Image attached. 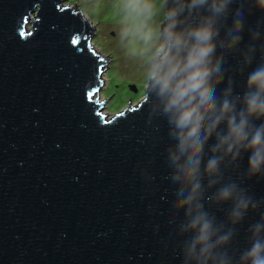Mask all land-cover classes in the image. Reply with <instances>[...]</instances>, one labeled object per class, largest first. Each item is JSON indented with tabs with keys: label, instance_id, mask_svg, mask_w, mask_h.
Here are the masks:
<instances>
[{
	"label": "water",
	"instance_id": "95a60500",
	"mask_svg": "<svg viewBox=\"0 0 264 264\" xmlns=\"http://www.w3.org/2000/svg\"><path fill=\"white\" fill-rule=\"evenodd\" d=\"M64 2L0 0V264H181L174 249L184 212L173 207L167 121L149 124L144 100L136 107L129 100L113 117L103 113L107 60L92 47L96 27ZM257 23L264 13L252 8L240 51L218 49L226 63L217 95L230 80L242 95L248 72L264 61L261 40L241 70L247 29ZM247 167L244 155L225 179L243 178L241 186L264 199V179L245 175ZM230 207L205 202L218 222ZM261 211L249 210L236 226L235 249L249 245Z\"/></svg>",
	"mask_w": 264,
	"mask_h": 264
},
{
	"label": "clouds",
	"instance_id": "9594fccd",
	"mask_svg": "<svg viewBox=\"0 0 264 264\" xmlns=\"http://www.w3.org/2000/svg\"><path fill=\"white\" fill-rule=\"evenodd\" d=\"M252 8L264 13V0H87L82 10L86 21L104 18L116 26L123 53L143 80L148 123L167 121L174 141L167 147L173 207L184 212L174 249L181 264H264V211L248 228L249 245L233 247L236 226L249 210L264 209V199L250 195L241 186L243 178L225 179L226 168H239L244 155L245 175L264 179V61L248 72L242 95L231 80L217 95L226 63L218 49L240 51ZM247 30L250 43L241 51V70L254 62L264 23ZM205 202L230 204L227 221L218 222ZM169 223L176 225L177 217Z\"/></svg>",
	"mask_w": 264,
	"mask_h": 264
},
{
	"label": "rangeland",
	"instance_id": "374dc122",
	"mask_svg": "<svg viewBox=\"0 0 264 264\" xmlns=\"http://www.w3.org/2000/svg\"><path fill=\"white\" fill-rule=\"evenodd\" d=\"M87 0H65L64 6H77L83 10ZM96 34L91 42L96 54L107 60L101 77L102 85L98 92L100 102H106L103 113L113 117L124 111L128 101L136 107L144 100L145 89L140 71L135 63L127 59L119 43L118 29L104 18L92 19ZM130 86L136 87V92Z\"/></svg>",
	"mask_w": 264,
	"mask_h": 264
}]
</instances>
